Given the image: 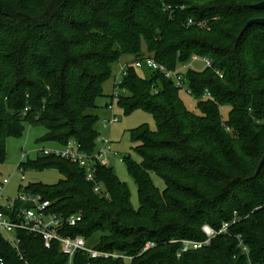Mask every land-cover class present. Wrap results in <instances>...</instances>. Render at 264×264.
<instances>
[{
	"label": "trees",
	"instance_id": "trees-1",
	"mask_svg": "<svg viewBox=\"0 0 264 264\" xmlns=\"http://www.w3.org/2000/svg\"><path fill=\"white\" fill-rule=\"evenodd\" d=\"M259 1L0 0V165L7 137H21L25 124L43 126V141L64 146L72 139L93 154L97 101L116 75L114 65L132 56L116 101L125 112H150L156 123L154 130L142 125L131 131L141 161L123 158L136 184L137 209L109 166L96 165L100 194L76 162L54 155L19 163L62 175L54 185L26 184L25 191L50 201L49 210L64 220L80 214L75 225H63L62 235L82 236L89 246L96 237L91 247L130 257L129 264H264V165L255 174L264 155V25L241 34L248 20L264 17V10L251 7ZM145 56L170 70L192 57L210 60L202 70L182 73L199 113L185 107L181 89L163 73L145 66L138 73L133 62ZM107 96L114 99L112 92ZM221 106L229 108L226 119ZM223 223H229L227 233L209 246L177 256L176 240L202 241L204 224L217 231ZM20 236L23 260L0 235L7 264L67 262L59 243L46 248L38 236ZM147 242L155 246L143 251ZM126 261L83 251L72 260Z\"/></svg>",
	"mask_w": 264,
	"mask_h": 264
},
{
	"label": "built area",
	"instance_id": "built-area-1",
	"mask_svg": "<svg viewBox=\"0 0 264 264\" xmlns=\"http://www.w3.org/2000/svg\"><path fill=\"white\" fill-rule=\"evenodd\" d=\"M189 24L193 22L188 21ZM205 66H210V60L207 58H201ZM133 66L141 69L144 66L156 70L172 80L174 85L181 90L189 93V90L184 84L183 71L191 67V62L178 66L176 69L170 70L165 66L158 64L152 57L145 56L142 60H136L133 62ZM219 75L220 73L217 72ZM126 74V65H123L119 72L113 79V90L112 95L114 99L118 95V87L121 84L122 77ZM106 108L109 111H113L112 100L107 103ZM117 117L112 115L108 119H103V126L113 125L117 122ZM100 134V133H99ZM98 134V135H99ZM110 140L106 139L103 141V147L93 154L86 153L81 145L74 141L69 140L62 149H42L41 154L54 155L69 159L76 162L78 166L84 171L85 180L94 184V191L100 194H104L102 184L96 182V165L102 164L108 166V160L105 156V147L109 144ZM122 160V159H120ZM19 168V166H18ZM21 169V168H19ZM21 180H24V176H21ZM9 182L7 178H3L0 182V235H3L7 243L15 250L17 256L23 260L24 251L22 248L21 234L29 236H38L42 239L43 244L46 248H50L53 243H59L60 251L67 256L68 260L65 264H73L72 260L74 255L78 251L87 253L90 258H124L130 260V257H126L118 252H106L94 249L89 246L86 239L82 236L71 237L68 235H62L60 232L64 224L69 226L75 225L81 220L80 214H72L65 220L59 215L52 213L49 210L51 202L43 199L40 194L25 191L23 185H19L17 188V195L14 199L5 198L3 196V190L5 185ZM234 222V221H233ZM229 223H223L219 230L212 229L208 224L202 226V231L205 234V239L202 241L182 239L176 240L180 243V249L177 253L179 257L182 253L190 250H197L205 246H209L211 240L218 234L227 233ZM238 247L241 252L245 255L248 254L249 250L244 244L240 235L237 236ZM153 242H147L143 251L154 247ZM26 262V260H24ZM0 264H7L3 258H0Z\"/></svg>",
	"mask_w": 264,
	"mask_h": 264
},
{
	"label": "rangeland",
	"instance_id": "rangeland-1",
	"mask_svg": "<svg viewBox=\"0 0 264 264\" xmlns=\"http://www.w3.org/2000/svg\"><path fill=\"white\" fill-rule=\"evenodd\" d=\"M132 56L124 55L120 58L119 63L114 65V73L122 66L125 60L131 61ZM191 68L195 70H202L205 68L204 61L199 57H192ZM140 75H143L141 69H137ZM104 96L100 97L97 101L98 109L96 113L99 115L98 129L99 135L95 139L96 149L99 150L103 147V141L109 139V144L105 147V156L108 160V166L112 169L115 176L123 183H125L130 193V203L134 209L139 205L136 184L131 178L124 157L134 162H140L141 157L135 149L136 143L132 141L131 131L146 125L149 129L156 128L155 120L152 114L143 109H135L131 112H125L117 103L116 99L112 100L113 111L106 108V104L110 101L107 96L113 90L112 77L105 82L103 86ZM180 98L188 110L199 113L196 107V99L184 90L179 92ZM229 108L227 106L220 107V114L223 119L228 116ZM112 115L117 117V122L113 125L103 126L102 120L108 119ZM46 129L41 125L32 126L30 124L24 125V131L21 137H7L6 139V153L7 157L5 162L0 165L1 176L0 179L7 178L9 182L5 185L3 196L5 198L14 199L17 195V188L19 185H26L29 183H42L45 185H54L61 178L62 175L56 168L38 169H19L20 162L26 160H34L42 149L54 150L62 149V145L43 141ZM122 159V160H120ZM24 180H21V176ZM151 179L159 190H163L165 185L161 178L155 173L151 174ZM97 242L96 237L92 238L89 242L93 246ZM129 264V261H126Z\"/></svg>",
	"mask_w": 264,
	"mask_h": 264
},
{
	"label": "water",
	"instance_id": "water-1",
	"mask_svg": "<svg viewBox=\"0 0 264 264\" xmlns=\"http://www.w3.org/2000/svg\"><path fill=\"white\" fill-rule=\"evenodd\" d=\"M53 1H56L57 3H61L63 2L64 0H53ZM251 7L255 8V9H260V10H264V0H260L259 2L251 5ZM253 24H260V25H264V17H257V18H252L250 20H248L246 22V24L244 25L242 31H241V34L251 25ZM264 165V155L262 156V158L260 159L259 161V165L257 167V170H256V173L255 174H258L262 168V166Z\"/></svg>",
	"mask_w": 264,
	"mask_h": 264
},
{
	"label": "crops",
	"instance_id": "crops-1",
	"mask_svg": "<svg viewBox=\"0 0 264 264\" xmlns=\"http://www.w3.org/2000/svg\"><path fill=\"white\" fill-rule=\"evenodd\" d=\"M127 62H129V61H128V60H125V61H123V62L120 63V64L123 66V65H125ZM122 66H120V68L118 69V71H116L117 73L119 72V70L121 69ZM112 84H113V80H112ZM111 92H112V91H111ZM111 92H110L109 94H111ZM109 94H108V95H109Z\"/></svg>",
	"mask_w": 264,
	"mask_h": 264
}]
</instances>
